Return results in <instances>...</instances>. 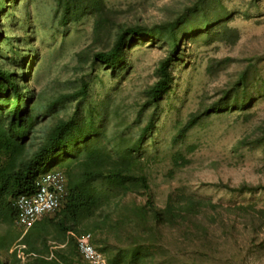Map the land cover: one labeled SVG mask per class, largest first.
I'll use <instances>...</instances> for the list:
<instances>
[{"label":"trees","instance_id":"1","mask_svg":"<svg viewBox=\"0 0 264 264\" xmlns=\"http://www.w3.org/2000/svg\"><path fill=\"white\" fill-rule=\"evenodd\" d=\"M53 1L52 19L59 26L93 17L92 41L102 46L86 58L93 66L113 72L139 40L158 42L165 54L154 81L142 91L140 110H149L136 136L105 146L97 110L82 105L89 98V81L80 78L74 90L42 107L26 84L21 59L28 55L17 56L14 42L0 28V264H87L77 249L80 236L108 264H264V207L253 201L223 204L181 188L159 204L138 155L152 133L159 103L172 88L173 63L182 59L189 41L234 43L238 34L228 26L232 12L222 0H187L171 16L148 24L121 18L123 12L107 7L105 0ZM8 2L18 0H0V10L8 9ZM5 41L7 53L1 52ZM2 55L9 61L2 62ZM257 71L248 62L217 99L176 123L173 142L183 140L203 117L249 106L252 91L264 89ZM66 103H74L72 111L59 115L57 107ZM252 145L264 148V125ZM173 162L186 160L178 154ZM53 167L61 168L66 180L61 205L22 234L14 201L32 195L39 177ZM213 186L228 193L264 191V183ZM16 241L24 245V258L11 250Z\"/></svg>","mask_w":264,"mask_h":264},{"label":"rangeland","instance_id":"2","mask_svg":"<svg viewBox=\"0 0 264 264\" xmlns=\"http://www.w3.org/2000/svg\"><path fill=\"white\" fill-rule=\"evenodd\" d=\"M186 1L105 3L122 11L123 19L139 18L150 24L171 16ZM222 1L232 12L228 26L236 30L237 40L189 41L182 59L172 65V88L159 103L152 133L138 151L159 204L167 194L181 188L223 204L253 201L264 207V191L228 193L213 186L218 182L231 186L264 183V148L252 145L264 125V89L252 91L254 99L244 110L203 117L183 140H172L176 123L217 99L219 91L248 62L256 64L258 78L264 80V0ZM8 3V9L0 10V28L14 42L16 55H28L21 61L23 70L28 71L26 84L34 100L43 107L57 94L74 90L83 78L90 83V94L82 105L97 110L96 126L102 127L100 144L111 146L121 138L133 139L149 110H140L142 91L154 81L164 47L158 42L139 40L127 50L125 61L110 72L86 60L91 51L102 47L92 41L93 17L87 15L78 22L59 26L52 19L53 0ZM9 41H5L1 52H9ZM2 56V62L9 61L6 55ZM73 106L74 103H66L56 110L59 115H67ZM178 154L186 160L184 165L173 162ZM51 169L62 171L59 167Z\"/></svg>","mask_w":264,"mask_h":264},{"label":"bare ground","instance_id":"3","mask_svg":"<svg viewBox=\"0 0 264 264\" xmlns=\"http://www.w3.org/2000/svg\"><path fill=\"white\" fill-rule=\"evenodd\" d=\"M66 194V180L62 171L50 169L37 180V188L32 195L19 196L14 203L19 209L15 219L23 234L44 214L55 211Z\"/></svg>","mask_w":264,"mask_h":264},{"label":"built area","instance_id":"4","mask_svg":"<svg viewBox=\"0 0 264 264\" xmlns=\"http://www.w3.org/2000/svg\"><path fill=\"white\" fill-rule=\"evenodd\" d=\"M24 245L17 242L11 247V250H16V255L20 258H24L26 254L23 252ZM77 249L83 260L87 264H108L105 256L88 241L84 236H80L77 239Z\"/></svg>","mask_w":264,"mask_h":264}]
</instances>
